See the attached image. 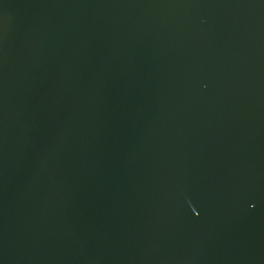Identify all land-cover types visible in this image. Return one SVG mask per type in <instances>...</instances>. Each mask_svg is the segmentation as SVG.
I'll return each instance as SVG.
<instances>
[{
	"label": "water",
	"instance_id": "1",
	"mask_svg": "<svg viewBox=\"0 0 264 264\" xmlns=\"http://www.w3.org/2000/svg\"><path fill=\"white\" fill-rule=\"evenodd\" d=\"M0 264H264V0H0Z\"/></svg>",
	"mask_w": 264,
	"mask_h": 264
}]
</instances>
